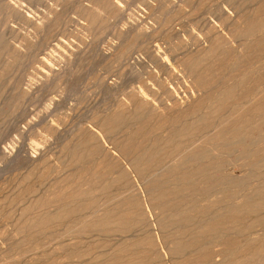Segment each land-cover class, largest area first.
<instances>
[{"label": "rangeland", "instance_id": "rangeland-1", "mask_svg": "<svg viewBox=\"0 0 264 264\" xmlns=\"http://www.w3.org/2000/svg\"><path fill=\"white\" fill-rule=\"evenodd\" d=\"M112 1L0 0V264H264V200L226 216L264 185V151L250 164L204 140L264 92V51L243 88L192 113L173 79L191 60L219 92L237 50L264 39V21L242 35L231 21H261L264 0ZM261 101L240 139L264 149V124L248 126ZM190 146L196 163L175 161ZM150 151L139 169L113 160ZM146 189L161 211L141 206Z\"/></svg>", "mask_w": 264, "mask_h": 264}, {"label": "bare ground", "instance_id": "bare-ground-1", "mask_svg": "<svg viewBox=\"0 0 264 264\" xmlns=\"http://www.w3.org/2000/svg\"><path fill=\"white\" fill-rule=\"evenodd\" d=\"M109 1H111V3H114L112 0H109ZM257 13L258 12L254 13V14L256 15ZM262 13H259L260 15L262 14V16H260V17L258 16L261 19L262 22L261 21L255 22L257 20V19L255 20V18H254V20L253 19L252 20H247L248 22L242 23V25H243L242 28L239 27L240 24L238 23L237 19L235 20V18H231V16H229V15L226 16V17L235 20V21H231L232 24H230L231 25L230 27H233V24L236 25L237 27L234 28L236 30L235 34L242 35V34H245V32L247 31V29L251 25L253 27H255V26L257 27V26L262 25V23L264 21V8H263ZM225 15H226V13H225ZM252 16H254V15H252ZM249 22H250V24H248ZM212 25H214V24H211V27H210L211 29L214 28V26H212ZM238 29H240V30H238ZM215 47H216L215 45H210L209 48H208V54L211 53V51H213V49ZM257 50L258 51H264V39L262 41L259 40V41L250 42L247 45H245L244 47L238 49L237 50V54H236V58L234 60L233 68L231 70H229L225 75H223V77H221L220 79L218 78L219 80H216V81L213 82L215 85H217L216 88H219V92L217 90V92L214 91V93H212V92H210V93L205 92L206 88H208L209 84L212 82V79H213V76H214V75L211 76L210 71L206 70L205 72L200 73V74L195 73V67H196V63L195 62H192L191 60L179 61V59H178V63H177L176 66L178 67V69H180V71L182 73V76L180 77L179 75L178 76L175 75L174 76L175 78L172 75L171 76L173 77V79H175V81L177 82V84L181 85L183 88H187L188 89V90L184 91V93L188 95L187 98H186V100L188 99V101L185 100L186 107L183 108L182 106H180V103L178 102L177 98H176V100L174 99L173 92L170 91V92H167L166 95L167 96H170L171 95V97L173 98L174 101L172 103V106L176 107V106L179 105L180 107H182V109L179 107L181 111L183 110L182 113H185V114L192 113L194 111H197L198 108H199V106H201L204 102H210L211 103L212 101H215V100L221 101L222 99L223 100L226 99V97H228L229 95H231L230 91H232V88H243L244 85H245V82H246L245 80H243L244 79V76H245V73H244L245 68L248 67V66H251L250 65L251 62L249 61V59H251L250 58V55L253 54V53H256ZM165 59L167 60V58H165ZM165 59L164 60L161 59L162 63H165V65H166L165 67H168V66L170 67V63L168 64V62ZM159 60H160V58H159ZM173 64L175 66V63L174 62H173ZM169 67L166 68V69H168L171 74H175L174 73V70L176 68L174 67L175 69L173 68L174 70H172V68L171 67L169 68ZM212 69H213V67H212ZM247 73L248 72H246V74ZM218 74H219V72H218ZM253 81H252V83H253ZM258 86H259V84H258ZM164 88H167L166 85H165ZM263 95H264V92H260L258 95H254L252 97V99L250 100V103L248 104V106L247 107L244 106L245 107L244 110H239L237 112H233V114H230V115L225 116V117H221V116L219 117L218 116L219 118H217V121L213 124L212 131L210 132L209 136L204 139V140H207L211 144V146L214 148V151H221V150L222 151H230V150H232L231 153L233 151L234 152H237V155L236 156L238 157L239 160L241 159L244 162L250 163V164L255 159L257 160V158L261 156L260 155L261 152L264 151V149H262L263 142L256 140V139H258V138H256L255 141L253 140V141H249L247 143H243L242 140L240 139L242 137V135L244 134L243 130H245L244 127H246L245 123L248 121V119H249V121H251V119L248 118L247 121H245V119H244V121H239V119L241 120L243 117H246V115H248L247 112H250L251 113V112H254L255 111V113H256L259 110V106L261 108V104H259V103L262 102L261 100H262ZM148 100H146V101L148 102ZM263 104H264V102H263ZM252 114H254V113H251L250 115H252ZM174 115H176V114H174ZM263 122L262 121H256L255 120L254 123H249L248 126H251L255 130V129L263 126V124H264ZM187 129L188 128H186V130ZM164 130H166V129H164ZM258 133H259V131H258ZM156 143L157 142H154L151 146L154 147L156 145ZM123 153H122V155H123ZM105 154H107V153H104V156H106ZM127 155H129V154H127ZM127 155H124L125 159L123 158V156L122 157L120 156V157H117V158L113 157V160L115 161V163H116V161H118V162H120V161H128L130 163L129 166L132 169H134V168L139 169V168L143 167L145 165V163H148V161L151 158V156L154 155V152L153 151H150V152H146L145 154L139 155L137 157H133V158L131 157L132 158L131 160H129L127 158L128 157ZM197 157H198V153L194 150V147L193 146H190V147L185 148V150H183L180 153V155H178V157L175 158V161H178V162H181L183 164H186L189 167L190 164L196 163ZM255 163L256 164H259V165H264V154H263V159L262 160L260 159V160L256 161ZM178 165L181 166V164H179V163H178ZM176 168H177V166H176ZM192 172H194V170L191 171V173ZM191 173H190V175L192 176ZM188 176H186V177L188 178ZM186 177H185V179H186ZM144 198H145V200L142 199L143 201H141V206L143 208L146 207V209H147V207H149L153 212L160 209L159 206H157V205H155L153 203L154 199H151V196L149 195L148 189H146V195H145ZM263 200H264V185H262L254 194L249 195V196H246V197L244 196L243 199H242V201L239 204H237L236 207H231L230 211L226 214L228 223H230L231 226L232 225H235V223H236V221L238 219L237 216L235 215V213H241L242 211L251 210L254 204H256L257 206H259L257 203L260 202V201H263ZM103 206L105 207V204ZM103 206H100V207L102 209H104ZM118 207L119 206L116 205V208H118ZM194 208H195L194 205H188L183 211H184L185 214H188L189 212L193 211ZM144 209H143L142 212H144V211L146 212V210H144ZM160 211H161V209H160ZM132 213L135 215L134 212H132ZM139 213H141V212L139 211ZM112 217H113V219H117V220L123 221L122 220L123 217L119 213L116 216L105 215V218H104L103 221L104 222L109 221V220L112 219ZM135 217H137V216H135ZM146 217H147V214H146ZM138 218H139V216H138ZM136 220H137V218H134V219L131 218L129 221L128 220L127 221L129 223H132V222L135 223ZM213 223L214 222H208L207 224L205 223L206 224L205 227H204L205 228V231H211V230H213L214 229L213 227L215 226V223L214 224ZM148 241L149 240L147 239L145 242L148 244ZM163 243H165V242H163ZM197 262H199V261H197Z\"/></svg>", "mask_w": 264, "mask_h": 264}]
</instances>
